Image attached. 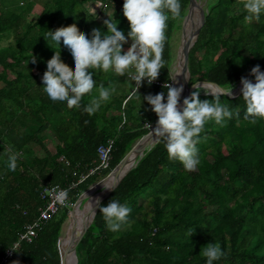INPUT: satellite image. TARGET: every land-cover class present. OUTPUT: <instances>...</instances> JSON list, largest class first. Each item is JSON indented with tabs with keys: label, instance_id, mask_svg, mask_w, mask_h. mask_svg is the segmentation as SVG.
I'll use <instances>...</instances> for the list:
<instances>
[{
	"label": "trees",
	"instance_id": "1",
	"mask_svg": "<svg viewBox=\"0 0 264 264\" xmlns=\"http://www.w3.org/2000/svg\"><path fill=\"white\" fill-rule=\"evenodd\" d=\"M90 2L110 11L112 22L127 37L124 0H18L16 5L0 0V264H61L58 242L71 206L41 223L31 241L19 240L44 206L42 189L77 181L99 165L98 145L112 139L109 166L69 189L73 203L150 130L146 123L155 125L158 117L143 97L163 92L166 102L162 86L172 79L173 36L183 26L189 0H179L180 17L172 19L169 13L165 67L151 85L145 79L137 92L129 75L132 68L125 76L113 69H90L95 85L79 109L52 101L43 91L42 76L55 51L74 69L63 41L57 45L45 39L49 30L75 23L89 39L93 28L107 31ZM243 2L206 0L203 24L189 50V83L203 79L230 89L255 65L264 69V12L259 20H246ZM101 84L114 87L115 93L88 115L83 106L98 97L95 88ZM197 90L201 100L213 99L203 87ZM220 99L239 116L225 118L222 125L206 122L197 144L196 170L186 171L179 160H170L159 138L99 204L106 206L113 198L126 204L132 210L128 222L119 231L108 230L98 206L76 245V264H207L202 249L217 242L225 255L213 264H264V118L255 124L244 119L242 93ZM47 130L57 139L53 150L43 138ZM37 146L44 154L35 153ZM9 147L21 154L15 171L7 167ZM16 241L13 254L1 262Z\"/></svg>",
	"mask_w": 264,
	"mask_h": 264
},
{
	"label": "clouds",
	"instance_id": "2",
	"mask_svg": "<svg viewBox=\"0 0 264 264\" xmlns=\"http://www.w3.org/2000/svg\"><path fill=\"white\" fill-rule=\"evenodd\" d=\"M243 8L248 13L245 16L246 20H259L261 13L264 12V0H244ZM122 10L129 21L130 30L127 37L122 30H118L117 23H113L110 17L103 21L107 31L102 32L98 28H93L91 39L88 38V34L81 32L75 23L46 33L44 37L47 41L49 37L57 45L63 41V45L74 59L73 69L63 62L59 50L47 61V69L42 76L43 91L52 101H66L70 109L81 108L82 97L90 93L95 85L90 69H99L105 73L113 69L118 76H125L127 70L132 68L134 72L129 75L137 85V92L145 79L151 85L158 78L160 69L165 67L163 51L169 13L172 19L180 17L179 0H124ZM128 38L132 41L131 45L122 53V46L128 43ZM31 60L32 63H36L35 56L32 55ZM250 75L255 77V83L242 76L241 93L246 104L244 119H250V122L255 124L257 118H264V72L257 64L251 68ZM170 80L175 81L176 76ZM162 87L167 89L166 102L163 92L155 95L149 93L143 97L158 117L155 127L152 126L153 132L164 141L170 160H179L186 171H195L200 163L197 144L200 142V133L206 122L214 120L215 123L222 125L225 118L239 116V113L234 114L227 105L222 104L220 99L221 95L232 94L231 87L227 92L205 91L206 94L210 93L213 96L211 100H201L199 90L193 91L189 97L183 99L182 109L179 101L183 85L177 87L166 82ZM195 87L197 88L196 84ZM114 91V87L105 88L101 84L98 97L84 105L83 111L93 115L102 102L109 100ZM6 153L7 167L15 171L21 154L14 152L11 147L6 149ZM104 188L112 190L114 185L104 184ZM68 191L69 189L59 191L55 196L56 201L64 204ZM98 206L108 230L113 232L119 231L122 225L128 222L132 211L129 206L115 198L106 206ZM202 254L207 258V264H213V261L225 255L218 242L208 243L202 249ZM13 264L19 262L13 261Z\"/></svg>",
	"mask_w": 264,
	"mask_h": 264
},
{
	"label": "water",
	"instance_id": "3",
	"mask_svg": "<svg viewBox=\"0 0 264 264\" xmlns=\"http://www.w3.org/2000/svg\"><path fill=\"white\" fill-rule=\"evenodd\" d=\"M196 9L198 13V19L197 22L194 24V28L191 29L189 33H187V24L192 18V14L194 13L193 10ZM188 13L185 14L184 20H183V30H182V37L181 41L177 50L176 58L178 63L180 64V69L182 71V85H183V92L181 93L179 105H183V99L185 97H189L190 94L195 91L196 87L195 84L198 87H202L204 84H211L215 86L214 91H208V92H217L220 91L227 92L230 89H226L225 87L221 86L220 84L209 81V80H197L194 83H189L190 78V71L188 67V55L189 50L194 44L195 40L197 39L199 30L201 25L204 21V8L203 4L199 0H189L188 4ZM262 72H264V69H260ZM172 77H174V73H171ZM245 77L250 79L252 81V77L249 74H247ZM242 84L239 81L233 88H231L232 94L228 95L230 97H235L241 93ZM155 127V125L153 126ZM159 137H157L153 129L151 128L147 133H145L142 137H140L129 149V151L120 159V161L111 169V171L108 172L105 176L100 178L98 181L93 183L91 186H89L85 191H83L78 198L73 202L72 207L69 211V223H68V234H69V241L66 243L63 247L60 246V239L58 242L59 245V251H60V263L61 264H69V256L71 253L74 254V256L77 259L76 255V245L81 239V237L86 232L87 228L89 227L90 223L92 222L94 215L97 211L98 205L104 199L106 196L109 195V193L119 184L122 177L129 171V169L136 163L137 158L142 156L144 154V151L146 149H149L157 140ZM110 176H116L115 181L111 184L114 185V188L112 190H107L104 188V183ZM99 182V183H98ZM96 194L97 198L96 201L91 208L93 211V216L91 217L90 221H86L82 229L77 232V218H76V209L79 208L81 205L82 200L85 197H89L90 195ZM98 201V203H97ZM90 210V213H91ZM61 238V237H60Z\"/></svg>",
	"mask_w": 264,
	"mask_h": 264
},
{
	"label": "built area",
	"instance_id": "4",
	"mask_svg": "<svg viewBox=\"0 0 264 264\" xmlns=\"http://www.w3.org/2000/svg\"><path fill=\"white\" fill-rule=\"evenodd\" d=\"M167 83H170L173 86H175V84H176L175 81H173V80H169V81H167ZM146 126H148L149 128H152V125H150L148 123H146ZM112 144H113L112 139H109L107 141V143H102V144L98 145L97 154L99 157V165L94 166V167H90L88 169L87 173L80 174L78 180L73 181L72 183H70L69 186L65 187V186H62L58 183H54L51 185L44 186V188L42 189V191L40 193L41 198L44 201V206L40 210L39 215L36 217V219L33 220L32 222L26 224L25 230L22 231L20 236H19V240L25 239V240L31 241L33 239V237L36 235L37 228L40 227L41 223H44L45 221H47L54 214L58 213L61 209L65 208V207H70L72 205L69 193H68L67 200L64 202V204H60L56 201V199H55L56 194L61 190L70 189L74 186H77V184L79 182H81L82 180H84L88 175L93 174V173L98 172V171H101L100 169H102V168L108 167L110 164L109 160L111 158ZM61 159H63V156L61 157ZM17 246H18V241H16L12 246L7 248L6 253L2 257L1 262L6 261L8 259V257L13 254V252H14L13 250H15Z\"/></svg>",
	"mask_w": 264,
	"mask_h": 264
},
{
	"label": "rangeland",
	"instance_id": "5",
	"mask_svg": "<svg viewBox=\"0 0 264 264\" xmlns=\"http://www.w3.org/2000/svg\"><path fill=\"white\" fill-rule=\"evenodd\" d=\"M18 0H8L9 4H15L17 3ZM203 5L204 3L206 2V0H199ZM89 7L91 9V11H95L100 14L97 15V21L100 23V24H103V21L105 19H107L112 13L110 11H101L100 8H102L100 5H97V2H90L89 3ZM193 12H195V10H193ZM192 19V18H191ZM191 21V20H190ZM194 20L192 21L190 27L192 26ZM182 24H183V21H182ZM192 28V27H191ZM182 30H183V27L181 26V28H177L175 30V33H174V36H173V55L175 56L174 57V62L172 63V66H171V73H174V77L176 76V84L177 86H180L182 85V78L179 74L178 71H175V68H176V62H177V58H176V54H177V50H178V47H179V44H180V41H181V37H182ZM131 39L128 38V43L124 44L122 46V50H125L127 51V49L130 47L131 45ZM6 42L5 41H2L1 44H5ZM175 71V72H174ZM179 74V75H178ZM252 82L255 83V78H252ZM2 81H0V87L2 86ZM105 88H110L108 86H106ZM96 90H98L99 88L96 87L95 88ZM207 91V90H206ZM112 93H115V92H112ZM112 96H110L109 99H111ZM49 134V135H48ZM43 135V134H42ZM44 139H48V146L50 147V149L53 150V145H55V143L57 142V139L53 136L52 132L50 131H46V133H44ZM33 144V143H32ZM43 149H40L38 146H37V150L35 151V153H38L40 155L44 154L43 153ZM96 194H93V195H90L89 197H85L82 202H81V205L79 207V209L81 210L80 212H85L88 207L90 206V203L92 202V200L95 198ZM72 206V205H71ZM68 223H69V217L68 219L65 221L64 225H63V229H62V237L65 236V234L67 233L68 231ZM70 260H71V264H75V261H76V257L74 256L73 253L70 254L69 256Z\"/></svg>",
	"mask_w": 264,
	"mask_h": 264
},
{
	"label": "bare ground",
	"instance_id": "6",
	"mask_svg": "<svg viewBox=\"0 0 264 264\" xmlns=\"http://www.w3.org/2000/svg\"><path fill=\"white\" fill-rule=\"evenodd\" d=\"M194 10H195V12L192 14V19L187 24V33H189L191 31V29L194 28L193 26L197 22V19H198V13L199 12L196 9H194ZM193 20H194V22H193V24L191 26L192 28H191L190 25H191V23H192ZM175 71H178L179 74H180V76H181V78H182V71L180 69V64L178 63V61L176 62ZM207 84L202 85V87L204 88V90L214 91L216 89L215 86H213L211 84H209V85H207ZM175 86H177V84H175ZM115 178H116V176H114V177L113 176H110L106 180V182L104 184L106 186H111V184L115 181ZM96 198H97V195L95 196V198L90 203V206L88 207V209L85 212H83V214H82V212H80L81 210L79 208L76 209V212L75 213H76V218H77V232H79L82 229V227L84 226L85 222L86 221L87 222L90 221L91 217L93 216V211L91 210V208L93 207V205H94V203L96 201ZM90 210H91V213H90ZM69 239H70V237H69V234H68V231H67V233L65 234V236L61 240L60 246L63 247L66 243H68Z\"/></svg>",
	"mask_w": 264,
	"mask_h": 264
},
{
	"label": "crops",
	"instance_id": "7",
	"mask_svg": "<svg viewBox=\"0 0 264 264\" xmlns=\"http://www.w3.org/2000/svg\"><path fill=\"white\" fill-rule=\"evenodd\" d=\"M47 131H49V130H47ZM45 132H46V131H45ZM48 135H49V134H48ZM45 142H46L47 145H49L48 142H50V141H48V139H47ZM56 143H57V142H56Z\"/></svg>",
	"mask_w": 264,
	"mask_h": 264
}]
</instances>
